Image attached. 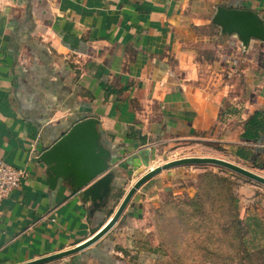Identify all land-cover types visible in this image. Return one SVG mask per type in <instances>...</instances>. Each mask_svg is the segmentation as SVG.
Wrapping results in <instances>:
<instances>
[{"label":"crops","instance_id":"obj_1","mask_svg":"<svg viewBox=\"0 0 264 264\" xmlns=\"http://www.w3.org/2000/svg\"><path fill=\"white\" fill-rule=\"evenodd\" d=\"M219 7L264 25V0H0V159L26 172L2 203L0 264L71 247L107 220L68 185L50 189L39 159L79 120L97 119L115 186L126 167L185 139L264 174V40L225 30ZM256 191L246 183L235 195L248 254L264 253ZM123 218V233L64 264H175L124 232Z\"/></svg>","mask_w":264,"mask_h":264},{"label":"rangeland","instance_id":"obj_2","mask_svg":"<svg viewBox=\"0 0 264 264\" xmlns=\"http://www.w3.org/2000/svg\"><path fill=\"white\" fill-rule=\"evenodd\" d=\"M185 156L220 157L209 141L185 139L158 148L146 163L123 170L121 185L115 187L105 208L107 217L141 174ZM242 166L264 175L254 166ZM246 183L256 187L257 198L264 203L263 185L216 165L191 164L162 170L132 197L124 215L129 229L124 232L144 242L158 243L175 264H264V253L248 254L242 249L237 238L240 232L232 223L236 189ZM137 204L142 205L140 212L131 213L129 209ZM121 221L107 233V238L123 233ZM69 257L46 264H64Z\"/></svg>","mask_w":264,"mask_h":264},{"label":"water","instance_id":"obj_3","mask_svg":"<svg viewBox=\"0 0 264 264\" xmlns=\"http://www.w3.org/2000/svg\"><path fill=\"white\" fill-rule=\"evenodd\" d=\"M216 23L225 30L236 28L242 39L248 36L264 40V25L254 12L237 8L219 7ZM97 119L89 117L73 123L39 159L46 165L47 183L55 189L59 183L78 192L82 201L90 202L91 213L107 206L115 186L111 151L103 144L97 128ZM139 164L141 163L138 160ZM206 164L228 169L264 186V175L229 160L213 156H185L150 167L126 190L107 220L82 241L71 247L55 251L16 264H46L78 254L104 237L118 222L137 190L162 170L182 165Z\"/></svg>","mask_w":264,"mask_h":264},{"label":"built area","instance_id":"obj_4","mask_svg":"<svg viewBox=\"0 0 264 264\" xmlns=\"http://www.w3.org/2000/svg\"><path fill=\"white\" fill-rule=\"evenodd\" d=\"M26 177V172L0 159V212L3 201Z\"/></svg>","mask_w":264,"mask_h":264},{"label":"trees","instance_id":"obj_5","mask_svg":"<svg viewBox=\"0 0 264 264\" xmlns=\"http://www.w3.org/2000/svg\"><path fill=\"white\" fill-rule=\"evenodd\" d=\"M232 223L234 225V229L238 228L239 232L241 233V231H240L241 230L240 222H239V220H238V218L236 216H235V219L232 220Z\"/></svg>","mask_w":264,"mask_h":264}]
</instances>
